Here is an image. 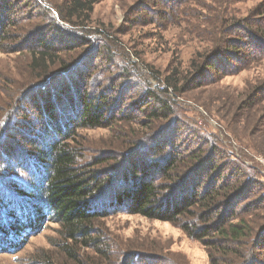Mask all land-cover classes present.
Here are the masks:
<instances>
[{"label": "trees", "instance_id": "1", "mask_svg": "<svg viewBox=\"0 0 264 264\" xmlns=\"http://www.w3.org/2000/svg\"><path fill=\"white\" fill-rule=\"evenodd\" d=\"M152 1L154 7L144 0L132 7L137 20L183 21L174 0ZM97 2L0 0V51H28L33 75L0 112V252L25 246L57 222L63 248L75 264H85L77 256L104 243L103 232L94 230L112 208L172 223L206 248L211 264H264V194L255 189L261 181L246 162L251 157L198 129L196 120L191 124L204 140L176 143L185 126L176 97L201 76H218L233 59L264 56V0L215 29L216 44L195 53L188 65L179 60L171 73L153 77L162 85L150 81L109 30L92 31ZM40 16L44 24L38 26L33 20ZM93 54L106 61L98 76L83 70ZM263 101L260 80L238 105L246 122L256 113L253 122L264 117L255 109ZM29 104L35 109L28 117ZM80 129L112 131L108 149L88 158ZM252 194L262 200L253 201Z\"/></svg>", "mask_w": 264, "mask_h": 264}, {"label": "rangeland", "instance_id": "2", "mask_svg": "<svg viewBox=\"0 0 264 264\" xmlns=\"http://www.w3.org/2000/svg\"><path fill=\"white\" fill-rule=\"evenodd\" d=\"M140 1L142 0H98L91 28L92 31L109 30L110 38L116 41L118 47L126 50L150 81L157 85L158 82L153 77L162 78V75L171 73L179 66V60L188 65L195 53L216 44L213 34L215 29L227 25L231 17L246 16L261 0H174L180 7L178 11H183L182 22L155 18L149 24L140 22L137 20L140 16L132 14V7ZM144 1L154 7L152 0ZM186 12L190 15H186ZM40 17L33 20L38 26L44 24V18ZM96 36L100 37L99 33ZM240 56V52L233 55ZM233 60V65L219 72L218 76L214 72L201 76L197 82L199 85L203 83V86L198 87L196 82L192 90L184 96L176 97L182 109L181 119L185 123L176 132V143L190 145L196 140H204L202 131L203 136H198L193 129L191 123L196 120L198 129H204L206 134L218 137L235 153L243 151L251 157L246 162L259 171L261 182L255 184V189L262 195L264 117L253 122L258 118L259 113H256L246 122L244 111L238 110V105L258 81L264 80V56H258L255 60L248 59L247 62ZM29 61L28 51H0V112L4 111L14 96L17 98L20 87L31 82L33 75L28 69ZM225 61L227 59L221 60L222 64ZM105 63L100 56L97 58L93 54L83 70H91L98 76L100 70L104 73ZM35 72L38 73V70ZM108 73L112 75L113 71ZM137 91L140 90H133ZM34 101H31V105L35 104ZM128 102L130 100H126ZM31 105L26 110L28 117L33 115L35 109ZM255 109L264 110V101ZM22 116L21 114L20 117ZM134 127L140 128L135 124ZM78 132L88 158L108 149L106 143L113 138L109 129H80ZM190 133L198 138L195 139ZM220 162V158H217L216 163ZM0 174L3 175L2 172ZM2 175L0 177H4ZM9 178L8 176L6 179L9 181ZM250 199L260 202L262 196L259 199L258 195L252 194ZM107 203L108 199L103 205L107 206ZM111 211L110 215L98 219L94 230V233L103 232L104 243L96 248L97 251L94 246L82 248L78 254L80 256H77L85 264H109L112 261V264H211L206 248L172 223L140 214L113 212L112 208ZM62 240L60 224L50 222L39 234L31 236L25 246L11 252H0V264H75L74 257L63 248ZM79 247L80 244L72 248L73 252L79 251ZM87 257L90 258L88 261Z\"/></svg>", "mask_w": 264, "mask_h": 264}]
</instances>
